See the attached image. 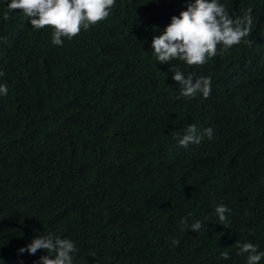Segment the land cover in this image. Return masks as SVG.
I'll list each match as a JSON object with an SVG mask.
<instances>
[{
    "label": "trees",
    "instance_id": "16d2710c",
    "mask_svg": "<svg viewBox=\"0 0 264 264\" xmlns=\"http://www.w3.org/2000/svg\"><path fill=\"white\" fill-rule=\"evenodd\" d=\"M7 2L0 264H38L46 250L19 251L37 236L74 241L73 264H247L237 243L264 251V0H219L233 18L251 8V44L200 67L152 53L153 37L193 0H116L62 46L21 11L5 20ZM170 67L210 76L209 98L177 99ZM189 124L212 138L180 146ZM218 205L231 210L227 228ZM186 217L204 227L182 230Z\"/></svg>",
    "mask_w": 264,
    "mask_h": 264
},
{
    "label": "clouds",
    "instance_id": "9594fccd",
    "mask_svg": "<svg viewBox=\"0 0 264 264\" xmlns=\"http://www.w3.org/2000/svg\"><path fill=\"white\" fill-rule=\"evenodd\" d=\"M115 4L116 0H8L3 18L10 19V12L21 11L23 18L34 29L51 28L52 43L62 46L64 39L71 41L82 30L86 31L106 20L112 14ZM252 23L251 8L245 10L242 17L233 18L219 0H193L179 16L171 17L161 35L153 37L152 53L161 64L178 60L189 67H200L215 57L218 51L228 53L233 46L241 43L250 45ZM170 69L173 72L172 79L180 86L177 99H192L198 94L205 99L209 98L212 84L210 76H194L192 72L186 74L179 67ZM3 75L0 71V76ZM7 93V85L0 84V95ZM143 129L147 134L148 126ZM212 135L211 128H205L201 133L195 124H189L179 144L182 147L199 144L205 136L211 139ZM196 149L192 150L191 155ZM230 211L224 205H218L215 209L218 223L226 228V213ZM191 215L189 213V217ZM180 225L182 230L192 232H198L204 227L199 220L189 224L187 217L181 219ZM254 231L250 229L249 234H254ZM172 244L178 246L179 241L174 239ZM237 248L238 255L247 254V264H259L264 258V251H258V246L253 243H237ZM38 250H46L48 253L39 258L38 264H73V254L78 251L74 241L51 236H37L26 249L21 248L19 251L35 255ZM221 255L223 259L229 258L226 252Z\"/></svg>",
    "mask_w": 264,
    "mask_h": 264
}]
</instances>
